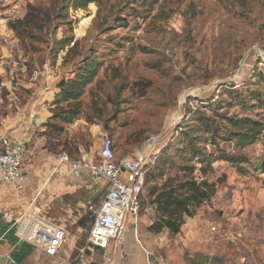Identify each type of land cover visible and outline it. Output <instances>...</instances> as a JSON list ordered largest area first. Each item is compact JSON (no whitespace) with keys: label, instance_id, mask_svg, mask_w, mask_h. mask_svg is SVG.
<instances>
[{"label":"rangeland","instance_id":"rangeland-1","mask_svg":"<svg viewBox=\"0 0 264 264\" xmlns=\"http://www.w3.org/2000/svg\"><path fill=\"white\" fill-rule=\"evenodd\" d=\"M31 5L53 10L59 4L0 0V126L20 114L35 124L46 109L52 116L41 135L55 133L57 155L83 146L97 159L108 136L117 160L134 159L145 146L156 166L164 151L187 146L191 130L196 147L185 157H200L177 163L195 167V176L216 191L186 225L202 230L218 264H264V172L254 169L264 163V132L256 144L236 148L227 142L223 118L264 124V0H102L70 10L55 33L44 30L39 40L23 42L9 24L24 19ZM89 62L97 75L80 99L79 120L68 125L55 116L67 107L54 104L62 96L59 85L79 77ZM209 119L219 127L214 138L204 134ZM229 154L243 161L234 165ZM147 215L142 210L140 219ZM130 223L129 217L127 229ZM133 241L123 236L118 251ZM101 261L96 254L92 264Z\"/></svg>","mask_w":264,"mask_h":264},{"label":"crops","instance_id":"crops-1","mask_svg":"<svg viewBox=\"0 0 264 264\" xmlns=\"http://www.w3.org/2000/svg\"><path fill=\"white\" fill-rule=\"evenodd\" d=\"M41 113V119H36L35 124L30 117L20 114L5 119L0 126V140L24 141V163L31 168L22 190L0 179V264H92L100 251L89 245L91 225L87 228L85 219L91 216L85 207L99 205L108 193V184L94 180L89 173L75 177L69 165L59 164L62 154H56L60 147L55 133L41 135L47 132L48 128L43 125L52 114L46 109ZM70 153L72 161L88 155L83 146L76 154ZM35 197H38L37 203L29 209ZM36 208L68 232V244L56 256L36 249L18 234V222L29 210L33 212ZM151 224L149 215L139 218L137 225L132 221L128 224L125 236L133 235L134 241L127 251L123 245L125 258H121L119 251L114 253V264H218L211 245L207 246L208 241L199 236L202 230L194 228L191 222L173 239L168 232L150 233ZM81 240L87 241V246L81 248Z\"/></svg>","mask_w":264,"mask_h":264},{"label":"trees","instance_id":"trees-1","mask_svg":"<svg viewBox=\"0 0 264 264\" xmlns=\"http://www.w3.org/2000/svg\"><path fill=\"white\" fill-rule=\"evenodd\" d=\"M56 1H58L59 5L53 10L41 7L37 8L32 5L29 6L28 13L24 19L9 24L11 30H13L17 37L23 42L26 39L32 41L34 39L39 40L38 36H41L44 30L46 33H55L57 25L67 18L70 10H86L91 4L100 3L102 0ZM140 1L141 0H134L135 3ZM59 44L61 45L59 50H64L65 43L60 41ZM95 68L94 62H89L80 69L81 74L79 77L74 80L72 79L68 83L63 82L59 85L62 90V96L54 104L56 106H58V104H66L67 107L55 116L57 118H62L64 123L73 125L79 120L81 113L80 99L84 90L96 78L97 73ZM223 118L229 125L227 126L229 128L228 136L226 137L227 142L235 144L236 148H246L256 144L259 137L264 132V124L259 121L247 118H229L226 116H223ZM203 126L204 134L211 135L212 138H214V134L219 130L215 121L211 119L204 123ZM51 127L54 131H57L56 127L53 125ZM186 132L189 138L187 146L176 145L175 148L163 152V155L159 157V164L157 166L156 164L152 166L146 175L144 190L149 188L148 198L144 194L140 197L139 218L141 211L144 210L152 221L148 231L154 235L168 232L170 239L182 233L187 219L194 218L199 208L210 200L215 195L216 191L214 184H210L204 178L200 179L195 176V167H190L187 164L178 165V158L189 163L200 157V153L198 152H195V154L190 157L191 159L185 157L188 148L196 147V138L193 132L189 129H187ZM225 158L234 165L243 161L236 155L229 154L226 155ZM180 169L182 174L178 175L179 177H169L165 179V176L171 175L172 171ZM254 169L257 174L264 172V163L255 165ZM158 181H162L163 183L159 185L157 183ZM150 184L152 185L151 187H149ZM143 206L145 207L144 209H142ZM97 250L100 251L98 254H101L103 258V250Z\"/></svg>","mask_w":264,"mask_h":264},{"label":"built area","instance_id":"built-area-1","mask_svg":"<svg viewBox=\"0 0 264 264\" xmlns=\"http://www.w3.org/2000/svg\"><path fill=\"white\" fill-rule=\"evenodd\" d=\"M25 148L23 140H0V179L20 190L24 188L27 176L31 173V168L24 163ZM144 148L136 158L119 161L115 155L113 139L105 136L97 159L84 155L72 161L67 154L59 156V164L69 165L73 176L80 177L89 173L94 180L108 184L104 200L99 205L85 207L92 219L89 245L93 250H103L99 264H114V253L119 250V242L128 230V218L135 225L139 223L140 197L144 194L146 175L156 162L152 151ZM37 199H32L29 209L34 207ZM18 223V234L49 256H56L68 244L67 230L56 226L38 208L33 212L29 210ZM112 247L113 252H110ZM83 253L84 250H81ZM120 253L121 258H125L124 246Z\"/></svg>","mask_w":264,"mask_h":264},{"label":"bare ground","instance_id":"bare-ground-1","mask_svg":"<svg viewBox=\"0 0 264 264\" xmlns=\"http://www.w3.org/2000/svg\"><path fill=\"white\" fill-rule=\"evenodd\" d=\"M147 151H150V150H152V148H148V149H146Z\"/></svg>","mask_w":264,"mask_h":264}]
</instances>
